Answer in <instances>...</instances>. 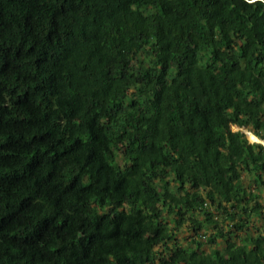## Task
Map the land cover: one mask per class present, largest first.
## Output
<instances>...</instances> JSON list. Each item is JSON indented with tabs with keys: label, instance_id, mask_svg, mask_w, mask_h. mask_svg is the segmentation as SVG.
I'll list each match as a JSON object with an SVG mask.
<instances>
[{
	"label": "trees",
	"instance_id": "trees-1",
	"mask_svg": "<svg viewBox=\"0 0 264 264\" xmlns=\"http://www.w3.org/2000/svg\"><path fill=\"white\" fill-rule=\"evenodd\" d=\"M231 124L264 139V0H0V264H264Z\"/></svg>",
	"mask_w": 264,
	"mask_h": 264
},
{
	"label": "rangeland",
	"instance_id": "rangeland-1",
	"mask_svg": "<svg viewBox=\"0 0 264 264\" xmlns=\"http://www.w3.org/2000/svg\"><path fill=\"white\" fill-rule=\"evenodd\" d=\"M229 129H230V131L233 133V134H235V133H237L240 129H242L243 131H247L248 132V134H247V137H248V140H250L251 142H255V141H258V140H255V139H252V137H251V133H253L251 130H249V129H247V128H241L240 126H238L237 124H231L230 126H229ZM254 134V133H253ZM255 135V134H254ZM257 136V135H256ZM261 142V141H260ZM263 145H264V143H263ZM246 179H249V176H246L245 177ZM184 233V231H182L181 232V235L179 236V237H181V238H183L182 237V234ZM209 233V232H208ZM184 243L185 244H188V242L186 241V240H184ZM205 249L206 250H208V251H210V246L209 245H205Z\"/></svg>",
	"mask_w": 264,
	"mask_h": 264
},
{
	"label": "bare ground",
	"instance_id": "bare-ground-1",
	"mask_svg": "<svg viewBox=\"0 0 264 264\" xmlns=\"http://www.w3.org/2000/svg\"><path fill=\"white\" fill-rule=\"evenodd\" d=\"M251 137L252 139H255V140H258L264 143V140L260 139L258 136L254 135L253 133H251Z\"/></svg>",
	"mask_w": 264,
	"mask_h": 264
},
{
	"label": "clouds",
	"instance_id": "clouds-1",
	"mask_svg": "<svg viewBox=\"0 0 264 264\" xmlns=\"http://www.w3.org/2000/svg\"><path fill=\"white\" fill-rule=\"evenodd\" d=\"M247 134V133H246ZM264 140V139H263ZM257 142H260V141H257ZM260 143H262L263 144V142H260Z\"/></svg>",
	"mask_w": 264,
	"mask_h": 264
},
{
	"label": "water",
	"instance_id": "water-1",
	"mask_svg": "<svg viewBox=\"0 0 264 264\" xmlns=\"http://www.w3.org/2000/svg\"><path fill=\"white\" fill-rule=\"evenodd\" d=\"M244 132L248 134V132H247V131H244Z\"/></svg>",
	"mask_w": 264,
	"mask_h": 264
}]
</instances>
